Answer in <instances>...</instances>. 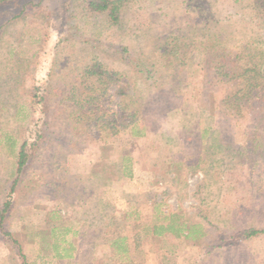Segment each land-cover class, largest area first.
<instances>
[{
    "label": "rangeland",
    "instance_id": "obj_1",
    "mask_svg": "<svg viewBox=\"0 0 264 264\" xmlns=\"http://www.w3.org/2000/svg\"><path fill=\"white\" fill-rule=\"evenodd\" d=\"M25 1L0 2V264H21L2 231L28 264H264V150L245 156L247 139L264 141V108L224 101L245 91L233 62L264 83L263 12L250 0H126L114 24L76 0H32L43 17H16ZM94 63L107 74L87 75ZM22 139L35 145L18 171ZM169 222L197 231L154 232Z\"/></svg>",
    "mask_w": 264,
    "mask_h": 264
},
{
    "label": "trees",
    "instance_id": "obj_2",
    "mask_svg": "<svg viewBox=\"0 0 264 264\" xmlns=\"http://www.w3.org/2000/svg\"><path fill=\"white\" fill-rule=\"evenodd\" d=\"M2 1H5V0H0V2H2ZM6 1H16V0H6ZM76 1H78L79 5H81V10L83 11V13H86L89 16L90 15H103V16H105L107 18V20L109 22L114 23V24H119L120 23L121 16H122V8H123V6H124V4L126 2V0H76ZM250 1H252V3L257 8H259L261 10V12H263V14H264V0H250ZM31 3H32V0L25 1V3H23V5L21 6L20 11H19L18 15H16V17H21V16H24L25 14L26 15L27 14L31 15V14H35V13H37L39 16L43 17V14H44L43 10L38 9V10L32 11L31 7H27L26 6V5L31 4ZM44 18H45V16H44ZM44 18H43V20H44ZM49 27H50V23L49 22L47 24L45 23V25L42 27L43 29H45V31H43L42 34H39L37 36L38 40L43 41L46 38V34H47L46 33V31H47L46 29L49 28ZM2 34H3V32L0 33V35H2ZM70 39L67 38L64 41H68ZM62 42H63V40H62ZM167 44L168 43H166L165 45L161 46L163 55H167L169 53V51H168L169 48H167ZM37 52H38V50H37ZM237 59H238V56H237V58L234 61H236ZM97 67L101 68L102 66L100 64H98V63L86 65L84 67L85 73L87 75H98V76L99 75L100 76H103V75L105 76L107 74V71L98 70L100 68H97ZM230 70H232L234 72V74L231 76V78H233V85L234 86L238 87V82H239V81H237V78H235V77H238V76H240V78L243 77V80L241 81V83H242L243 89L245 91L242 92V94L240 96L227 97L224 100L226 106H229V107L233 108L234 110L235 109L239 110V108L243 109V111L245 112L243 114H252V115L255 116L256 115V111L255 112L252 111V108H255V106H254L255 103L260 102L261 105H262L261 108L262 109L264 108V83L262 85L261 83L255 84V82H254L255 81L254 77H255V75L259 74V72L257 70H253L254 71L253 74L255 73V75H252V74L243 75L245 72L251 70V67H248L247 65L246 66L245 65H241V64L238 65V63H235V62H233V65L230 68ZM240 70H242V72H240ZM223 73L220 72L217 75L219 76V75H221ZM221 77L223 78V76H221ZM108 79L109 80L111 79L110 75L108 76ZM221 80L216 79L215 81H216V83H221ZM112 82H113L112 88H113V90L115 91V93L117 95L125 94L126 91L128 90V88L130 87L129 82L125 86L124 85H119V84L116 85L114 79L112 80ZM256 86L259 87L260 89H262L263 92H259L258 90L257 91L254 90L253 88L256 87ZM35 98H34V100L30 99L31 100V106L37 105V106H40V108L44 107V102H45L44 101V96L42 95L39 98L38 97L36 99ZM89 100H91V98ZM90 102H92V101H90ZM126 106H129V105L127 104ZM81 107L82 106H80L79 110H81ZM262 109H260V110H262ZM90 112H91V109L88 108V112L87 113H90ZM129 112L130 113L127 116L130 119H132L130 121V123L133 122V121H136L137 118H135V115L138 113V111L135 110V111H129ZM263 116H264V114H263ZM263 116H261V117L257 116L258 119L256 121H258L260 119L263 120ZM112 132H114L113 128H112ZM132 132H133L134 135H138L139 134L136 131H132ZM39 137H42V135H39ZM6 139L7 140H9V139L12 140L11 139V135L8 134L6 136ZM247 140H249V141L245 143V145L248 147L245 156L248 157V155L250 154L251 151H252L253 155H255V156H257V154L261 155L263 150H264V141H263V139H260L257 136V134L255 133L253 135V137H251V138H249ZM14 145H15V139H13L12 142L11 141L9 142V146H10L11 149L14 148ZM29 145L34 146L35 142L28 143L27 139H22L20 144H19V146H18V149H17V152H16V156H17V161L16 162H17V170L18 171H21L23 169V167L28 163V160H29V157H30V153L28 152V148H30ZM248 151H249V153H248ZM15 183L16 182L14 181L12 183V185H11V188H10L9 194H8L9 196L11 195V192H13ZM9 203L10 202L8 200V201H6L4 203V206L2 208L0 207V228H2L1 225H2L3 220L5 218V213L4 212L7 210V207L9 205ZM180 225L181 226H179V227L173 228V225L170 224V222H169L166 225H162L160 227H154V230H155L154 232H157L158 234H161L162 232H165V233L170 232V233H174L175 235H178L180 233H184L185 229H186L185 237L186 238H191V235L194 234L197 231V230L194 229L193 226L192 227H186V225H184V223H181ZM116 227H118L117 224H116ZM121 230H122V227H120L119 229L116 228L113 231L115 233V235L113 237L112 242H113V244L116 247L124 250V248H125L124 247L125 236H123L121 234L122 233ZM2 232H4V234L6 236H8V238L10 239L11 243H9V244L10 245L14 244V246H15V248L17 250V253H18V255H19L20 259H21V264H28L26 259H25V255L23 253L22 246H21L20 242L17 239L13 238L12 235L9 232H7V231H2ZM260 232H263V231L262 230H258V229H250L248 231H245L244 235L249 237V236L255 235V234L260 233Z\"/></svg>",
    "mask_w": 264,
    "mask_h": 264
}]
</instances>
